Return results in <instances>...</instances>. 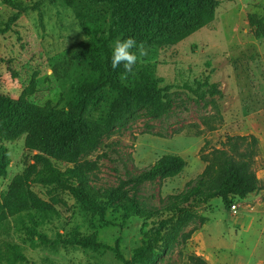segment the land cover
<instances>
[{
  "label": "rangeland",
  "instance_id": "1",
  "mask_svg": "<svg viewBox=\"0 0 264 264\" xmlns=\"http://www.w3.org/2000/svg\"><path fill=\"white\" fill-rule=\"evenodd\" d=\"M15 1L26 11L7 33L0 34V95L17 100L33 85V94L27 97L30 104L65 108L86 68L72 58L73 48L85 40L86 31L102 33L108 13L103 7L82 4L70 8L63 0ZM218 1L214 20L181 43L145 48L142 57L132 50L138 56L137 67L149 69L173 87L170 111L152 119L142 110L77 161L90 185L100 189L133 179L162 156L183 158L186 166L176 178L139 187L140 207L154 211L167 206L170 197L203 172L201 156L221 149L227 137L257 139L253 170L262 190L245 200H233L234 210L226 211L219 198L191 206L193 218L155 264H189L190 256L201 257L206 264H264V37H256L249 24L251 15L264 19V0ZM14 13L0 0V29ZM199 80L214 85L220 94L199 88ZM2 145L10 165L0 179V193L6 194L11 181L22 176V193L30 210L13 217L0 214V264H124L110 250L93 253L53 244L58 235L94 233L103 246L113 248L118 243L124 260H130L152 227L150 222L133 218L121 226L118 215L108 214L112 225H100L68 195L34 183L27 171L36 152L25 147V137ZM53 163L59 168L73 166Z\"/></svg>",
  "mask_w": 264,
  "mask_h": 264
},
{
  "label": "trees",
  "instance_id": "2",
  "mask_svg": "<svg viewBox=\"0 0 264 264\" xmlns=\"http://www.w3.org/2000/svg\"><path fill=\"white\" fill-rule=\"evenodd\" d=\"M70 8L75 4L103 7L107 21L102 33L86 31V38L73 48L72 58L84 63L85 74L73 85L65 108L51 104L35 106L27 97L33 94L30 85L17 100L0 95V179L4 178L10 158L3 142L13 143L25 137V147L36 155L28 175L34 183L53 187L68 195L83 211L100 225L111 226L108 214L118 215L121 226L135 218L150 222L152 227L144 233L141 246L135 249L129 261L120 254L118 243L110 248L99 243L96 233L90 236L62 237L53 244L69 245L97 253L110 250L124 264H155L175 240V234L184 223L193 218L188 209L219 198L226 211L233 200H245L262 190L260 180L253 170L258 155L254 136L227 137L221 149H212L201 160L203 172L187 184V188L170 197L167 206L144 211L138 201L139 187L156 179H173L186 166L183 158L165 155L150 168L117 187L94 188L85 170L77 161L93 151L100 141L125 127L139 112L158 119L165 116L173 103L172 86L155 77L149 69L134 66L126 79L123 65L111 67L115 42L129 37L144 48H167L181 43L200 31L215 18L218 0H63ZM15 12L8 18L0 34H5L26 9L15 0H1ZM38 9V6H36ZM36 10V9H34ZM42 26V14L38 12ZM249 24L256 37H264V19L249 16ZM135 49V48H134ZM133 50V49H132ZM57 71L54 75L57 77ZM205 80H207L205 78ZM199 88H209L219 95L214 85L196 81ZM190 90V89H188ZM99 116L97 118L93 116ZM202 152V151H201ZM53 161L71 164L59 168ZM23 177H15L6 194L0 193V214L10 217L28 212L29 202L23 196ZM166 216L165 219L163 217ZM120 226V227H121ZM39 239L47 243L44 236ZM189 264H206L198 256H190Z\"/></svg>",
  "mask_w": 264,
  "mask_h": 264
},
{
  "label": "clouds",
  "instance_id": "3",
  "mask_svg": "<svg viewBox=\"0 0 264 264\" xmlns=\"http://www.w3.org/2000/svg\"><path fill=\"white\" fill-rule=\"evenodd\" d=\"M134 48L137 49L139 56L142 57L146 55L143 43L137 44L134 38L118 39L114 44L111 67L116 69L120 65H123L124 74H122L121 79H126L128 74L133 73L134 66L137 64V53L132 51Z\"/></svg>",
  "mask_w": 264,
  "mask_h": 264
},
{
  "label": "built area",
  "instance_id": "4",
  "mask_svg": "<svg viewBox=\"0 0 264 264\" xmlns=\"http://www.w3.org/2000/svg\"><path fill=\"white\" fill-rule=\"evenodd\" d=\"M233 208V210L235 209V207H232Z\"/></svg>",
  "mask_w": 264,
  "mask_h": 264
}]
</instances>
